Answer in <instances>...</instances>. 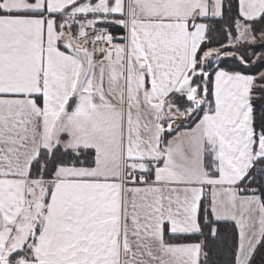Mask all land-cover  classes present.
Wrapping results in <instances>:
<instances>
[{
	"label": "snow or ice",
	"instance_id": "1",
	"mask_svg": "<svg viewBox=\"0 0 264 264\" xmlns=\"http://www.w3.org/2000/svg\"><path fill=\"white\" fill-rule=\"evenodd\" d=\"M0 264H264V0H0Z\"/></svg>",
	"mask_w": 264,
	"mask_h": 264
}]
</instances>
